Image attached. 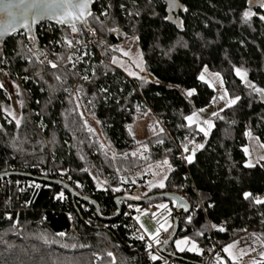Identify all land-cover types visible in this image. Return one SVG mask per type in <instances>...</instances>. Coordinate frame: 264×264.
Masks as SVG:
<instances>
[{"label": "trees", "instance_id": "1", "mask_svg": "<svg viewBox=\"0 0 264 264\" xmlns=\"http://www.w3.org/2000/svg\"><path fill=\"white\" fill-rule=\"evenodd\" d=\"M262 2L176 0L174 9L163 0L96 3L93 14L99 22L90 17V26L106 36L108 43L119 42L111 28L138 38L144 68L158 81L130 76L111 66L108 49L102 54L88 49L68 66L44 71L40 63L26 57L23 44L34 43L26 31L1 42L0 68L7 69L14 80L23 78L29 103H23L17 128L6 111L11 104L8 95L0 88V174L18 171L64 181L79 196L94 201L73 197L59 183L5 177L25 181L28 186L23 190L9 186L0 194V264H157L151 259L148 242L139 238L143 234L132 225L127 205L135 215L138 206L149 208L160 200L172 205L169 199L140 204L122 200L120 218H104L117 215V196L133 197L129 193L136 183H146L147 175L141 178V171L165 159L171 165L165 186L143 188L139 197L170 191L182 194L192 204L191 212L179 217L177 236L166 248L169 252L191 264L202 263L210 248L213 225L225 245L246 232L264 241V204L243 197L244 192H251L260 198L264 192V161L248 168V155L243 151L248 131L264 143V98L235 73V68H241L248 73V81L264 88ZM247 10L257 15L245 22ZM104 12L108 15H102ZM40 27L37 43L61 51V34L54 32L51 38L41 34ZM52 60L60 64L53 55ZM205 67L222 74L232 97H241L236 105L219 113L223 119L214 118L215 127L207 138L195 126L187 127L184 119L208 106L215 95L214 89L199 79ZM39 69L42 73L35 76ZM56 75L61 79L56 80ZM85 75L88 80L83 79ZM191 89L195 92L187 97L184 91ZM147 110L163 131L157 127L143 143L147 150L133 156L138 143L129 127ZM84 113L98 122V132L88 130ZM193 140L205 146L197 151L194 162L186 165L179 155L182 145ZM66 174L74 180H67ZM222 222L225 231L218 230ZM174 230L175 223L166 240ZM183 237L195 241L201 253L187 248L180 251L176 241Z\"/></svg>", "mask_w": 264, "mask_h": 264}, {"label": "rangeland", "instance_id": "2", "mask_svg": "<svg viewBox=\"0 0 264 264\" xmlns=\"http://www.w3.org/2000/svg\"><path fill=\"white\" fill-rule=\"evenodd\" d=\"M115 34L117 35L119 42L114 43V44L108 43L109 44L108 50L111 51L112 58L116 57L118 61H120V63L113 64L111 60L110 65L113 67H119L128 75H129V72H134L137 74L135 75L136 77H147L151 80L158 81L156 77H154L153 75H150L144 68V56H143L142 49H141L138 38L127 35L121 29H117ZM117 48H122L124 51H127L129 55L124 56L123 53L120 51H113V49H117ZM23 49L27 55L26 56L27 59L29 61L30 60L35 61V63H37L40 66L39 61L34 54L32 45L29 43H25L23 44ZM47 51L50 55L55 56L56 59L60 62L58 67L68 66L70 63L73 62V60L72 62L68 61L67 59L68 54L66 55L65 53L66 49H62L61 51L58 52V51L47 48ZM207 69H208V74H206V79L211 81L215 85V87H212L215 91V95L213 98H217V99L215 102H213V99H212V101L210 102L208 106L200 108V109H205L204 112L201 113L200 109H197L195 112L199 113L201 120L211 119L213 123L215 124V119H214L215 117H213L211 114L213 112L220 113L221 112L220 109L222 108L225 109V101L218 99L219 95L222 94L223 90L220 88L219 83L215 80L214 76L212 75L217 72L212 71L209 67H207ZM203 70L201 71V73L203 72ZM41 73L42 71L41 69H39V72L36 74L34 73V74L36 76V75H40ZM220 75L224 81V78L221 73ZM130 76H133V75H130ZM0 84L3 85L6 91V94L8 95V98L11 103L8 110L12 111L16 115L17 118H21L22 116L21 101H23L25 105L26 104L28 105L29 103V98H28L27 92L25 91L22 85V82L19 80L12 79L7 69L0 68ZM224 89L227 90L225 81H224ZM187 91L189 90L184 91L185 95ZM229 98H232L230 94H229ZM29 115H31V112L29 113ZM84 116L86 118L88 128H92L94 131L98 132L99 131L98 122H96V120L92 116L86 113H84ZM10 119H12L11 116H10ZM157 124L159 126H157ZM157 127L161 129L159 122L155 119V116L152 114L150 110H147L143 114H140L137 116L136 120L129 127L131 129L132 135L134 136L135 140L138 143L137 147L133 150V152L144 153L145 147L143 143L154 132H156ZM253 137H257V136L253 134ZM260 143H261L260 140L257 141L255 139H250L248 137V145L246 146L249 148V152H250V155H248V161L251 159L254 164H256L257 159L261 155H264V148H261L259 146ZM261 161H264V160H261ZM158 165H161V166H158ZM169 171L170 169L168 168V166L162 165L159 163L148 166L146 169L140 172L141 178L144 177V175H147L146 183L137 182L136 189L129 194L136 198L139 197L143 188H146L148 184H151L153 182H155V184H159L160 180L165 175H167ZM149 173L151 174L152 178L150 177ZM165 202H166L165 200H160V201L153 203L149 208L144 209L139 206L136 208L135 218L136 219L137 217L139 218L137 219V221L140 226L143 225V227L141 228L149 238H151L156 233L158 228L160 229V224H164L165 217H167V223L165 224V227L168 230H170L171 227L173 226V218L172 216H170L169 208L160 209L158 207V205L165 204ZM137 209H139V211H137ZM154 214L157 216L154 217L153 216ZM257 237H259V239H257ZM185 238L187 237H183L178 240H183ZM234 242H238V243H237L236 248H233L231 251L234 254V257L241 260L244 264H259L260 262L264 261V256L261 255V253L264 252V241L261 239L259 235L252 233V232H246L238 236L237 238L233 239L232 241L228 242L225 245V247L230 244H233ZM196 245L199 249H201V247L197 243ZM188 247H190V245L185 246V248H188ZM241 249L246 254L241 255V252H240ZM217 259L225 262V264H228L229 259H233V258L229 257V254L224 252V256L218 257Z\"/></svg>", "mask_w": 264, "mask_h": 264}, {"label": "snow or ice", "instance_id": "3", "mask_svg": "<svg viewBox=\"0 0 264 264\" xmlns=\"http://www.w3.org/2000/svg\"><path fill=\"white\" fill-rule=\"evenodd\" d=\"M249 4H252L254 2V0H248ZM0 3H2V7L3 10L7 11L10 17L15 16V14L11 11L13 8H21L22 4L25 3V0H21V3L19 4H14L11 2L8 3H3L2 0H0ZM92 3V0H33V2L31 4L27 5V8L25 9V12L23 13L25 16V20L22 23V27H30V25L27 23V13L29 11H31L32 14V21L33 23L38 20V19H43L45 17V15H47V18L49 19H56L60 24H65V25H70L71 28V32L72 33H80L81 29L77 27V24H81L84 26L85 30L90 29V25L88 23V17H92L94 21L99 22V17L95 16L90 10H89V5ZM61 6H65L66 9H75L76 11H71V10H66L63 15H54V14H50L49 13V9L52 8H56V7H61ZM121 7H123V5H121ZM169 7L174 9L175 7H177L176 4V0H169ZM260 8L264 9V2L260 3ZM184 11H187V9L185 8ZM102 15L107 16L108 13L104 12L102 13ZM131 15V13H130ZM257 13L251 10H247L243 13V19L245 22H248L252 19V17L256 16ZM259 19L264 21V15H259ZM182 23V22H181ZM9 29L11 31H15V27L11 24H9L8 28H6L4 31L0 32V38H2L4 35L8 34ZM110 31L112 32H116L117 29L115 28H111ZM64 43L66 44V46L68 48H73L74 47V43H73V39H69V38H65ZM76 43H80L79 40L76 41ZM113 51H120L123 53L124 56H128L129 53L127 51H124L122 48H117V49H113ZM69 62H72V56H68L67 57ZM79 59V58H77ZM113 64H117L120 63V61H118V59L116 57L112 58L111 61ZM48 63L51 65L52 68H57L58 65L57 63L53 62V61H48ZM139 66V65H137ZM73 67H75V63H73ZM235 73L236 75L241 79V81H243L245 83V86L252 89V91L256 94H258L260 97L264 98V88H260L257 87L255 84H252L250 81H248L247 76L248 73L246 71H243L241 68L237 67L235 68ZM206 74H208V69L207 67L204 68L203 72L200 74L199 79L201 81H204L205 83H208L210 87H215V85L206 79ZM129 75H137L134 72H129ZM215 78V80L219 83L220 88L223 90L222 94L219 95L218 99L219 100H224L225 101V108H231L234 105L237 104V102L241 99L240 96H234L232 98H229V93L227 92L226 89H224V81L220 75V73H214L212 74ZM56 80H60V76L56 75L55 76ZM84 80H88V76H84L83 77ZM3 85L0 84V88H2ZM79 90V89H78ZM103 91H107L106 89H103ZM195 92V89L189 90L186 92V95L191 97ZM217 98H213V102L216 101ZM21 106H23V101H21ZM7 114L9 116L12 117V119L15 121V125L17 128L20 127L21 125V119L22 118H17L16 115L9 110H6ZM205 109H200V112H204ZM220 111H224V109H220ZM213 117H216L218 119H223V117L220 116L219 112H213L211 114ZM187 121V127L192 128L193 126L196 127V129L200 132L203 133V135L205 137H208L211 130L215 127L213 121L211 119H203L201 120L199 113H192V115L186 116L184 118ZM90 132L94 131L92 128L88 129ZM129 131H131V129H129ZM160 131L162 132L163 129H160ZM246 136H248L250 139H255L257 141H259L258 137H253V134L251 131H248L245 133ZM187 139V138H186ZM161 143L163 141H160ZM189 143L194 144V147H192L191 149L188 146V143H185L182 145L183 147V152L186 153L187 155L183 156V159L187 161V163L192 164L195 160L196 157V153L197 151L201 150L204 148V144L203 143H195V141H189ZM259 146L261 148H264V143H260ZM147 149L145 148V151ZM243 151L245 152L246 155H250L249 152V148L248 147H244ZM133 156L137 155V153H132ZM264 160V155H261L256 163H259V161ZM162 165H166L168 166L169 169H171V165L169 164L168 160H164L162 161ZM161 166V165H158ZM246 167L248 168H252L255 167L256 165L252 162V160L250 159L246 165ZM86 170V169H85ZM164 180H167V176L165 175L159 182L158 185H153V186H159L160 188H163L164 185ZM35 187H39V185H35ZM115 191H119V189H115ZM243 197L245 200H251L254 204L260 205V204H264V199H261L259 197H255L253 196V194L251 192H244L243 193ZM59 198H63V193H60ZM180 207L184 208L185 211L188 210L187 206L185 204H180ZM158 207L160 209H167L168 206L166 204H160L158 205ZM137 211H139V209H137ZM155 215V214H154ZM9 219H11V217H8ZM137 219H139L137 217ZM189 222L191 221V216L188 217ZM167 223V217L164 218V224H160V228H163L164 231H167L168 229L165 227V224ZM141 227H143V225H141ZM213 227H216L215 225H213ZM219 231H225V229L223 227H220L218 229ZM159 231L160 229L158 228L156 233L151 237L153 240L156 241V243H160L158 237H159ZM203 233H198V235H202ZM60 236H64V233H59ZM140 239H143L144 237L141 236L139 237ZM257 239H259V237H257ZM164 243H167V241H164ZM238 242H234L233 244H230L228 246H226L223 251L225 253L229 254V257L235 259L234 254L232 253V249L236 248ZM190 245V247L187 248L188 251H196V252H200L201 249H199L195 243V241L189 240L188 238H185L183 240H177L176 241V246L180 251H184L185 250V246ZM149 249L152 247L151 244L148 245ZM241 255L246 254L242 249L240 250ZM108 255H112L111 253H109ZM262 256H264V252L261 253ZM159 257H157L156 255H152L151 259L152 260H157ZM218 264H225V262L220 261L218 259Z\"/></svg>", "mask_w": 264, "mask_h": 264}, {"label": "built area", "instance_id": "4", "mask_svg": "<svg viewBox=\"0 0 264 264\" xmlns=\"http://www.w3.org/2000/svg\"><path fill=\"white\" fill-rule=\"evenodd\" d=\"M99 1L100 0H96V3H98ZM96 3L94 5V9L96 7ZM39 26H41L40 27L41 28L40 33L43 35L48 34V35L52 36L51 38L54 37V35H52L54 32L55 33L59 32L61 34V38H62L61 43L63 44L62 49L67 48L65 53H66V55L68 54V56H72L73 62L75 59L81 58L82 56L86 55V52L88 51V49L95 50L99 54H102V52L105 49L109 48V44H108L105 36H103L97 30V28L94 26H91L90 29L85 30L83 25L77 24V27L81 29V32L78 34L72 33L70 26L57 25V24H53L50 22L42 23ZM66 37L69 39H73V43H74L73 48H68L66 46V44L64 43V40ZM77 40H79L80 43L77 44L76 43ZM32 48H33L34 54H35L36 58L38 59L39 63L43 66V70L44 71L51 70L52 67L48 63V61H53V60H52V55H50L48 53L47 48L45 46L39 45V44H38V47H36L35 43H32ZM80 53H82V56H78ZM21 79H23V78L20 76L18 80L21 81ZM161 124L163 126L165 123L162 121ZM188 146L191 149L192 147H194V144L188 142ZM184 155H187V154L183 152V148H182V152L179 155V159L181 161H184L185 164L187 165L188 164L187 161L183 159ZM46 172L47 171H43V173H46ZM65 178L67 180H71V181L74 180L73 176H71L69 174H66ZM77 184H78V186H81L79 183H77ZM9 186L17 187V188L23 190V189L27 188L28 184L25 181L20 180V181L14 182V180L12 178H4L0 182V194H2ZM260 198L264 199V192L260 195ZM127 207H128L127 214L130 215V221H131L132 225H135L137 227V229H139L141 231V233L143 234V236H144L145 240L148 242V244L152 245V247L150 248L152 255H156L157 257H159L157 259V261H158L157 264H183L182 261L178 260L175 257H171V256L164 254L159 249L160 245L168 237V230L164 231L163 228L160 229V233H159V237H158L160 243H156L155 240L149 238L144 233V231L139 227L137 219L135 218V215H133L129 211V208L131 206L127 205ZM91 217L95 218V214H92ZM69 219L72 220L73 217L70 216ZM94 223H101V222L94 219ZM220 227H226V223L222 222L220 224ZM212 232H213V234L208 238L210 248L206 252V258L204 259L202 264H215L217 257L224 255L223 249L225 247V242L218 238V236L215 234V228H213V227H212ZM126 235L128 236L129 233H127ZM231 264H242V263L238 260H233V261H231Z\"/></svg>", "mask_w": 264, "mask_h": 264}, {"label": "water", "instance_id": "5", "mask_svg": "<svg viewBox=\"0 0 264 264\" xmlns=\"http://www.w3.org/2000/svg\"><path fill=\"white\" fill-rule=\"evenodd\" d=\"M163 1L167 2L169 5V0H163ZM255 1L257 2V0H255ZM2 2L3 3L11 2L14 4H19V3H21V0H2ZM32 2H33V0H25V3L22 4L21 8H13L11 11L15 14L14 18L10 17L8 12L3 10L2 3H0V32L4 31L6 28H8L9 24L13 25L16 29L14 32L9 29L8 34H6L2 38H0V43L3 42L7 37L13 35L14 33L26 31L33 38L36 47H38L36 33H37V29H38L40 24L45 23V22H50V23L57 24V25L70 26V25L60 24L56 19H49V18H47V15H45V17L43 19H38L33 23V21H32V14L33 13L31 11H29L27 13L26 18H27V23L30 25V27H22L21 25L25 20V16L23 13L25 12L27 5L31 4ZM50 2H51V0H50ZM95 3H96V0H92V3L89 5V10L92 13H94V11H95V9H94ZM66 10L76 11L75 9H66L65 6H61V7L49 9V13L54 14V15H63V13ZM89 18L90 17H88V23H89ZM7 176H23V177H27V178L39 180V181H49V182L59 183L60 185L65 186L70 191V193L73 195V197L85 199L88 201H94L90 197L79 196V194L75 191V189L70 184H68L64 181H59L56 179L38 176V175H35L32 173L18 172V171H10V172L1 173L0 179L5 178ZM156 198L169 199L172 202L173 208L175 209V213H174L175 230H174L173 234L166 240L167 243H163L162 245H160L159 249L161 252H163L164 254H166L168 256L175 257L178 259H182V257L178 256L176 253L169 252L166 249L167 246L170 244V242L177 236V233L179 231V217H180V215L181 214H188L191 212V209H192V204L182 194L176 193V192L165 191L162 193L152 194V195H149L147 197H137L136 198V197H129V196H117L115 198V202L118 206L117 215L112 217V218H104V220L105 221H111V220H117L120 218L122 211H123L122 200H126L128 202L135 203V204H140L142 202H146V201L153 200ZM180 204H185L187 206L188 210L185 211L184 208L179 206ZM96 209H97V212L100 213V208H99L98 204H96ZM200 264H202V263H200Z\"/></svg>", "mask_w": 264, "mask_h": 264}, {"label": "crops", "instance_id": "6", "mask_svg": "<svg viewBox=\"0 0 264 264\" xmlns=\"http://www.w3.org/2000/svg\"><path fill=\"white\" fill-rule=\"evenodd\" d=\"M167 176V175H166ZM152 178V177H151ZM153 185H158V184H155V182H153V183H151V184H148L147 185V187H146V189L144 188L143 189V191L145 190V191H147L148 189H150V188H152V187H154ZM166 201V200H165ZM167 202V203H166ZM165 202V204H167V206H168V208H169V210H170V216H172V218H173V225H174V213H175V209L173 208V205H171L170 203H169V201H166ZM154 217H156L157 215H153ZM138 222V221H137ZM138 225H139V223H138ZM139 227L141 228V226L139 225ZM142 229V228H141ZM160 229H162V228H160ZM169 231V230H168ZM200 253V252H199ZM232 260H238V261H240L242 264H244L241 260H239V259H237V258H235V259H229V261H232ZM228 261V262H229ZM183 264H191L190 262H187V261H183ZM215 264H218V259H216V262H215Z\"/></svg>", "mask_w": 264, "mask_h": 264}, {"label": "bare ground", "instance_id": "7", "mask_svg": "<svg viewBox=\"0 0 264 264\" xmlns=\"http://www.w3.org/2000/svg\"><path fill=\"white\" fill-rule=\"evenodd\" d=\"M178 259V258H177ZM178 260H180V261H182L183 262V260L182 259H178Z\"/></svg>", "mask_w": 264, "mask_h": 264}]
</instances>
